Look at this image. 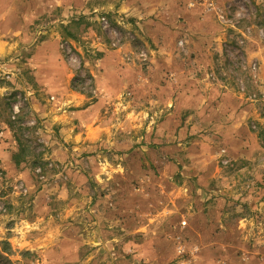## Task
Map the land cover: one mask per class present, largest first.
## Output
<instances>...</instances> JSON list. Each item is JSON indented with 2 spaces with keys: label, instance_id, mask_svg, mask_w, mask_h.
I'll use <instances>...</instances> for the list:
<instances>
[{
  "label": "rangeland",
  "instance_id": "rangeland-1",
  "mask_svg": "<svg viewBox=\"0 0 264 264\" xmlns=\"http://www.w3.org/2000/svg\"><path fill=\"white\" fill-rule=\"evenodd\" d=\"M124 1L0 0V244L16 264H264V83L227 53L248 28L247 59L264 46V1L215 0L237 29L206 56L185 18L140 22ZM165 66L259 91L243 100L263 150L204 131L187 98L176 116Z\"/></svg>",
  "mask_w": 264,
  "mask_h": 264
},
{
  "label": "crops",
  "instance_id": "crops-1",
  "mask_svg": "<svg viewBox=\"0 0 264 264\" xmlns=\"http://www.w3.org/2000/svg\"><path fill=\"white\" fill-rule=\"evenodd\" d=\"M149 4V0H125L117 14L125 17L132 16L140 22H148L146 20L152 17L151 22L155 18L160 24L177 23L180 18H185L188 23L186 26L188 33L194 37L191 39L194 43V54L199 53V55L206 56V51L212 47L213 41L217 42L221 38L223 27L217 21L216 15L213 12L205 14L200 9H190L188 0H162L155 10L151 8L153 5ZM57 5H69V3H57ZM214 19L217 23L213 22ZM177 34L179 33L177 32ZM251 36L252 34H250V38ZM255 37L257 38L256 34ZM215 45L220 51V44ZM256 45L258 46L257 41L250 47V50H254L251 61H258L260 79L264 83V46L259 44L258 48ZM197 58L199 59L198 55ZM167 67L165 66L166 70L164 71L169 73V81L174 84L171 86H175L176 90V116L177 113H180V108L185 105L184 99L187 98L188 104L191 105L188 107L190 113L188 118L194 119L196 124L200 122L204 131L223 136L231 135L235 143L243 145V153L247 159L256 157L263 150L259 136L249 132L246 124L250 119L263 123L254 106L245 105L243 98L237 97L234 91L224 83L210 82L207 84L196 79H192L189 84L188 82L184 83L181 80L184 77L182 66H177L178 69H174V71ZM260 89L264 93V87ZM169 118L170 116L166 119ZM186 129L188 128L181 129V134H185ZM7 156L8 153L4 152L0 141V157L6 158Z\"/></svg>",
  "mask_w": 264,
  "mask_h": 264
},
{
  "label": "built area",
  "instance_id": "built-area-1",
  "mask_svg": "<svg viewBox=\"0 0 264 264\" xmlns=\"http://www.w3.org/2000/svg\"><path fill=\"white\" fill-rule=\"evenodd\" d=\"M232 6L230 5L229 7ZM188 7L190 9H200L205 14L209 12H213L216 15V19L220 25H222L225 28L237 29V27L233 24V19H231L230 17L231 16V13L229 12L230 8L227 9L221 8L220 6L217 5V2H215V0H188ZM237 17L240 18L241 15L240 14L237 15ZM101 21L104 22L105 25L108 24V19L106 17H103ZM251 30H252L251 28H248L247 30L241 31L239 33L240 36L236 39L235 47L229 46L227 48V53L230 57L229 58L230 63L233 64L232 66H234L235 68H239L242 71L244 70V72L246 74H249V76L253 79L254 81L253 83L258 84L259 70H260L259 63L256 60L249 61L245 54L246 44L247 41L250 40ZM261 35H263V31L261 32ZM185 45L186 42L184 40H181L178 43V46L181 50L185 49ZM141 56L146 60L145 53H142ZM236 83L238 85V93L240 94V96H242L243 99L251 103H258L261 100L259 91L258 92L250 91L244 79L238 78L236 80ZM252 128L254 130H257L258 125L253 124Z\"/></svg>",
  "mask_w": 264,
  "mask_h": 264
},
{
  "label": "trees",
  "instance_id": "trees-1",
  "mask_svg": "<svg viewBox=\"0 0 264 264\" xmlns=\"http://www.w3.org/2000/svg\"><path fill=\"white\" fill-rule=\"evenodd\" d=\"M14 160L17 165L21 163V153L14 156ZM13 250L9 242H3L0 244V264H16L12 260Z\"/></svg>",
  "mask_w": 264,
  "mask_h": 264
}]
</instances>
